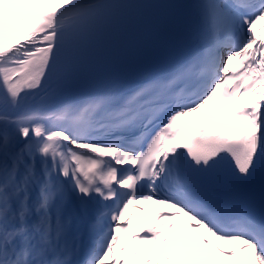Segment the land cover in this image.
<instances>
[{"label": "snow or ice", "instance_id": "1", "mask_svg": "<svg viewBox=\"0 0 264 264\" xmlns=\"http://www.w3.org/2000/svg\"><path fill=\"white\" fill-rule=\"evenodd\" d=\"M0 264H264V0H0Z\"/></svg>", "mask_w": 264, "mask_h": 264}]
</instances>
